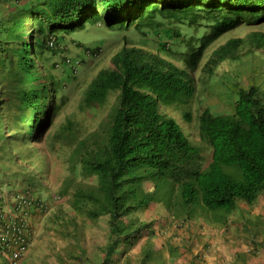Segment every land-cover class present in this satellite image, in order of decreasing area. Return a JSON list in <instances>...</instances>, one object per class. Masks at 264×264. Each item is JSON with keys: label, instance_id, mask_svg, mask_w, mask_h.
Wrapping results in <instances>:
<instances>
[{"label": "trees", "instance_id": "obj_1", "mask_svg": "<svg viewBox=\"0 0 264 264\" xmlns=\"http://www.w3.org/2000/svg\"><path fill=\"white\" fill-rule=\"evenodd\" d=\"M242 21L264 22V0H0V185L5 180L28 200L10 216L14 225L44 216L53 203L48 219L71 243L65 249L71 264L184 263L190 242L156 243L160 225L146 216L155 205L172 213L175 229L202 218L227 230V216L238 208L245 237L257 244L264 225V215L255 213L264 208V80L243 86L244 71L235 76L243 39L221 46L207 62V71L219 69L204 77L219 84L213 96L224 106L197 100L195 115L182 107L195 89L188 71L198 67L206 43ZM87 25L139 33L156 50L124 35L110 67L93 77L83 97L90 109L116 93L107 132L71 149L68 171L53 186L49 159L35 158L34 142L68 100L72 72L58 44ZM247 40V55L264 45L254 33ZM84 50L93 56L99 47ZM69 128L63 124L55 140L64 141ZM86 228L102 236L84 244Z\"/></svg>", "mask_w": 264, "mask_h": 264}, {"label": "rangeland", "instance_id": "obj_2", "mask_svg": "<svg viewBox=\"0 0 264 264\" xmlns=\"http://www.w3.org/2000/svg\"><path fill=\"white\" fill-rule=\"evenodd\" d=\"M121 33V30H111L104 25H87L85 28L76 29L71 32L65 42H62L60 45V48L64 50L65 53L69 54V56H74L75 53L79 59L86 58L84 60L85 64L81 63L78 65L79 68L77 69V72L68 82L72 91H70L71 96L67 104V111L78 120L80 135L87 131L96 134V136H103L106 133L107 125L103 123V120L109 118L111 112L109 104L98 108L94 113L90 114L81 111L78 107V102L91 77L98 69L107 64L108 56L102 55L109 52L111 44H113V47L119 45L120 42L118 39L121 38ZM131 36L134 38L133 40L135 42H138L141 39L139 33ZM78 42L81 44L80 46L75 45V43ZM85 47L89 49L99 47L101 55L88 57L89 54L88 51L84 50ZM243 75H245L244 72L241 73V76ZM240 81L245 83L246 76L240 77ZM229 83L231 82H228L227 84ZM211 101H219L218 104L220 107H223L224 102H227L218 96L212 97ZM61 120V116H52L51 123L53 124V127L57 126ZM52 129L53 128L51 127L46 133H50ZM88 141L90 143L92 142L91 139ZM43 144L51 153L49 155L51 167L48 183L52 181L51 178H54V181L56 182L53 186H55L58 184L57 181L59 178H63L68 171L65 162L67 150L62 149L67 147L58 144L60 147L51 151V148H53L55 144L51 143L47 137L44 138ZM36 156L41 157V154L36 153ZM2 183L5 184L4 180ZM2 187L10 190L9 186L2 185ZM47 193L49 192L47 191ZM156 209L157 210L151 208L146 213V216L155 219L156 226H158L157 224L160 225V228L156 230V243L158 245L167 239H170L173 244H181L182 247L184 244H186L185 246H188L187 243L190 242V249H188L189 252L187 255H184V263L182 264H188L187 258L191 257V255H195L192 264H239L235 261L238 254L239 258L237 259H239L238 261L241 264L243 260H240V257L244 256L242 254H245L246 256L245 264H264V225H261L257 230V244L251 243L249 238L245 237L246 234L243 230L241 218L238 214V208L228 214L227 230L223 228V225L213 223L206 224L202 218L193 219L191 220L192 222L184 224L183 227L177 226L178 228L175 229L173 215L171 213L167 214L166 210H162L160 207H157ZM161 210L163 215L159 213ZM54 211L55 205L52 203L49 212L44 216H41V218L39 217L37 221L32 224L31 229L33 231L30 236V244L19 258L18 264H60L62 260L65 261L66 264H71L72 259L69 258L67 251L65 250L71 249V243H69V241L66 242V240L63 239L60 231L56 230V225L48 219L53 215ZM262 211H264V208L256 210L255 213H259L260 216H263L264 214L261 213ZM251 217H253V215H251ZM101 236L102 233L99 228H96V231L86 228L81 242L91 245L99 240L98 238ZM130 253L132 254L131 256H135L132 252ZM163 254L165 257L167 256L166 252H163Z\"/></svg>", "mask_w": 264, "mask_h": 264}, {"label": "clouds", "instance_id": "obj_3", "mask_svg": "<svg viewBox=\"0 0 264 264\" xmlns=\"http://www.w3.org/2000/svg\"><path fill=\"white\" fill-rule=\"evenodd\" d=\"M129 31H122V33L120 35L121 38L118 37L119 38L118 41L120 42L119 45L117 47H113L112 46L113 44H111V48H110L109 52L107 54H105V55H102V56H108V62H107V64L105 66L101 67L100 69H98L95 72V74L91 77L90 81L88 82V84L84 88V90L82 92V95L80 96L79 102H78V107H79V109L81 111H84V112H87V113L91 114V113H94L98 108H101L104 105H108L109 104V107H111L110 114L112 113L113 105H114L113 101L115 99L116 93H114V92L109 93L106 101L103 104L96 105V106H94V107H92L90 109H87L86 106L84 105L83 97H84L85 92H86V90H87V88L89 86V83L91 82L93 77H95V75L100 70L110 67L112 56L126 42V39H125L126 37L125 36H127L128 40L131 41V43H133L135 45H141L142 47H145L146 49H150L152 51L156 50V48L154 47L155 43L151 39L146 38V37H143V38L141 37V39L138 42H135L133 40L134 38H132V36H131L133 34H131ZM253 33L256 36L264 38V22L252 23V22L242 21L240 23L232 24L231 26L226 27L223 31L218 33L217 36L214 37L212 40H210L208 43H206V45H205V47L203 49V53L201 55L200 61L198 62V67H196L194 70H189L188 71V73L190 75L189 78H192V82L194 83L195 89H194L193 94H191L190 96L186 97L187 98L186 102H188V104L187 105H182V107H184L185 109H186V107H188L189 110L193 113V115H195L196 113L201 111L198 108L197 104H196L197 100L199 102L198 104H202L203 107H207L206 103H212L213 101H211V98L212 97H217V96H213V94L214 95L218 94L219 90L218 91H215V90L219 88V84L213 83L212 82L213 80H211L210 77H208V79H207V78L204 77V75H206V74L210 75V73H215L219 69L212 70L211 72L207 71V69L209 68L207 66V62H208V60H209V58H210L212 53H215V51H217L223 45H228V47H230L232 42H234L235 40H242L243 39V41H244V44L242 45L241 49L238 50V54L241 53V59H239L236 62L233 61L235 63V67H234L235 73H236L235 76H237L238 72H242V71L245 72L246 69H249V71H246L245 75H243V76H246L245 83L241 82V84H243V86H245L252 79L253 80H255V79L264 80V45L261 46L259 49L252 50L251 52L248 53V55L245 54V52H246L245 49L248 47V44L246 42L247 37H250ZM134 35H136V34H134ZM149 37H151V35ZM48 42H49V44H52V40H50ZM60 45L61 44H58V48H59V50H62L60 48ZM75 45H76V43H75ZM63 52H64L63 55L66 58L65 59L66 67H67V71L66 72H72V75H73V76L70 75L71 77H69V79H68V82H69L70 79L72 77H74V74L77 72V69L79 68L78 65L81 64V63L85 64L84 60L86 58H80L79 59V58H77L75 53H74V56H69V54L65 53L64 50H63ZM98 55H101L100 54V50L96 53V55H93V56L92 55H88V57L89 56L90 57H95V56H98ZM54 60L56 61L57 58L54 59ZM50 62H51V60L46 61L45 65L49 66ZM175 62H176L177 65H181V63L179 61H175ZM211 68H214V67H211ZM54 73L57 76L58 75L61 76L62 72L59 70V66H58V70L54 71ZM66 86H67V90H68L67 91L68 92V100H67V103H66L65 110L62 112L61 115H59V114H57L55 112L54 115L52 114L50 116V119L47 122V124L41 129V133H40L41 141L40 142H34V145L36 147V148H34L35 154L36 153H40L41 156L47 155V157L49 159V164H50L49 155L51 153H50V151H48L46 149L47 147L43 144V140H44L45 137H47V139H49V141L51 143L55 144L53 146V148H51V151H53L56 148L60 147V145H58V144H62L63 146H66L67 148H69V149L62 148L64 150H67L66 158H65V162L67 164V158H68L67 154L69 153V151L71 149L74 150L75 148L82 147V145L80 143L81 141H86V139H88V140L91 139L92 142L94 143V140H98L99 141L106 134L105 133L103 136H101V135H97L96 136V134H93V133H90L89 131H87L84 134L80 135V133H79L80 129L78 127V120H76L74 118V116L67 111V104H68V102L70 100V96H71V92L70 91H72V88L69 85V83H66ZM223 96L226 97L225 95H223ZM82 108H84V109H82ZM165 111L167 113H172V114L174 113V112H171L170 109H165ZM52 116H61L62 117V120L55 127H53V124L51 123ZM176 116H177V118H179L178 115H176ZM40 117H42V115ZM110 117L111 116L109 115V118L104 119L103 123H105L106 125L109 124L110 123V121H109ZM67 120H69L70 123H68ZM63 124L70 125V128L68 130V134L64 138V141L63 140L62 141L61 140L56 141L54 136L56 135L57 131H59L61 129V126ZM51 127L53 128L52 131L50 133H46ZM74 128H78V130H79L78 134H76ZM106 132H107V129H106ZM33 140L37 141L39 139L35 138ZM35 158H39V157H37L35 155ZM204 158H205V160H207V156L206 155H205ZM50 167H51V164H50ZM5 178H6V180H8L7 177H5ZM4 183H5V180H4ZM2 185H5L7 187L9 186L10 190L3 188ZM11 190H13V189H12V186L10 184L1 183V185H0V195H2V199L0 200V203L2 202V200L4 198H6L7 200H11L12 197H14L16 195H22L23 196V193H21L19 191L18 192L11 191ZM23 197H25V196H23ZM157 207L158 208L160 207L162 210L165 209L167 214L169 213L167 208H164L161 205H159V206L155 205V208H157ZM49 209L47 210L46 214L49 212ZM162 210L159 212L161 215H163L161 213ZM41 216L42 215H37V214L32 215L31 218H30V221H29V224H31L30 226H32V224L34 222H36L37 219L39 217H41ZM191 220H193V219H191ZM191 220H189V222H192ZM189 222L187 221L186 223H189ZM156 235H157V232H156ZM18 263H19V260H18Z\"/></svg>", "mask_w": 264, "mask_h": 264}, {"label": "built area", "instance_id": "obj_4", "mask_svg": "<svg viewBox=\"0 0 264 264\" xmlns=\"http://www.w3.org/2000/svg\"><path fill=\"white\" fill-rule=\"evenodd\" d=\"M1 199L2 195H0ZM11 200L14 201L12 204ZM11 200L4 198L0 203V264H18L32 235L31 226L29 227L30 216L25 217L19 227L14 225L10 217L18 216L17 209L25 207L28 200L22 195H16ZM27 223L29 229L26 227Z\"/></svg>", "mask_w": 264, "mask_h": 264}]
</instances>
